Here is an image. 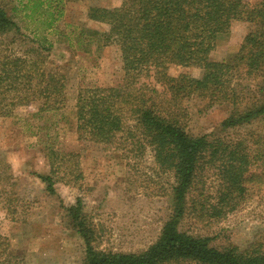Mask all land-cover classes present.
<instances>
[{
    "label": "trees",
    "instance_id": "1",
    "mask_svg": "<svg viewBox=\"0 0 264 264\" xmlns=\"http://www.w3.org/2000/svg\"><path fill=\"white\" fill-rule=\"evenodd\" d=\"M16 1L14 14L23 12L20 20L37 24L28 37L37 47L20 55L4 47L2 37L21 36V27L0 0V117H12L16 109L33 104L38 106L37 115L55 113L65 102V78L46 73L40 66L43 51L52 47L46 33L62 15L63 0ZM86 19L104 25L105 30L82 28L79 35L93 48L117 47L125 82L123 88L78 90L77 139L104 151L122 150L125 155L149 151L156 171L173 177V206L154 245L143 253L123 254L98 249V231L77 199L69 216L81 241L82 264H264L261 245L217 247L209 237L179 229L187 218L216 224L234 212L245 196L247 174L255 163L264 161L260 136L229 135L230 130L264 121V0L254 4L245 0H122L115 7L88 8ZM234 22L248 26L238 53L231 62L210 60L216 40L228 34ZM170 65L195 68L201 75L170 77ZM141 79H152L155 85L140 83ZM193 98L203 101L201 112L229 108L220 135L188 134L184 104ZM44 146L49 175L39 180L55 195L62 169L70 165L66 175L74 181L81 178L78 156L48 143ZM210 176L217 184L215 196L205 195Z\"/></svg>",
    "mask_w": 264,
    "mask_h": 264
},
{
    "label": "rangeland",
    "instance_id": "2",
    "mask_svg": "<svg viewBox=\"0 0 264 264\" xmlns=\"http://www.w3.org/2000/svg\"><path fill=\"white\" fill-rule=\"evenodd\" d=\"M5 11L21 27V36L9 33L5 45L20 55L32 44L30 32L36 25L14 14L16 0H3ZM254 4L259 0H245ZM122 0H63L62 15L46 33L52 44L43 51L46 73L65 78V102L55 113L37 115L35 104L18 108L14 116L0 117V264H82L81 241L69 216V209L81 199L82 213L98 231L101 251L139 254L154 245L173 206L170 173H158L149 151L124 154L81 144L75 132L74 106L83 87H124V73L116 46H88L79 35L82 28L102 33L105 26L86 19L91 7H115ZM27 13V12H26ZM248 26L232 23L221 35L209 59L231 62L238 53ZM26 39V40H25ZM14 41L13 43L11 41ZM101 45V44H100ZM5 49V48H3ZM170 77H199L201 71L170 65ZM140 83L155 85L152 79ZM159 89V86H157ZM203 101L193 98L184 104L188 111L186 129L190 136L220 135L221 122L229 108L202 111ZM260 136L264 144V121H257L229 135ZM78 156L81 178L74 181L62 169L50 195L39 176L49 175L44 145ZM69 174V173H68ZM205 195L215 196L214 177L206 180ZM245 196L236 210L216 224L184 219L179 229L192 236L209 237L213 246L234 244L264 247V161L247 174ZM200 189V188H198ZM198 192L200 190H197ZM196 192V195L199 193ZM213 201V199H212ZM188 264V263H180Z\"/></svg>",
    "mask_w": 264,
    "mask_h": 264
}]
</instances>
